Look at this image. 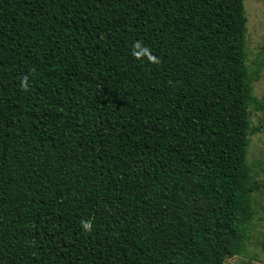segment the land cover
I'll list each match as a JSON object with an SVG mask.
<instances>
[{"label": "trees", "instance_id": "obj_1", "mask_svg": "<svg viewBox=\"0 0 264 264\" xmlns=\"http://www.w3.org/2000/svg\"><path fill=\"white\" fill-rule=\"evenodd\" d=\"M247 23L244 0H0V264L242 253Z\"/></svg>", "mask_w": 264, "mask_h": 264}, {"label": "rangeland", "instance_id": "obj_2", "mask_svg": "<svg viewBox=\"0 0 264 264\" xmlns=\"http://www.w3.org/2000/svg\"><path fill=\"white\" fill-rule=\"evenodd\" d=\"M244 5L248 17V64L252 70L258 61L264 62V0H244ZM253 87L261 105L251 106V122L257 130L250 135L247 150V162L255 181L250 192V237L243 252L227 258L226 264H264V67Z\"/></svg>", "mask_w": 264, "mask_h": 264}, {"label": "clouds", "instance_id": "obj_3", "mask_svg": "<svg viewBox=\"0 0 264 264\" xmlns=\"http://www.w3.org/2000/svg\"><path fill=\"white\" fill-rule=\"evenodd\" d=\"M134 48L137 50L135 51V55L137 56V58H140L142 55H148L149 58L155 62V57H152L149 53V50L146 49V48H143L142 47V44L140 42H137L135 45H134ZM82 224V227L85 229V231H91L92 229V223L90 221H82L81 222Z\"/></svg>", "mask_w": 264, "mask_h": 264}]
</instances>
